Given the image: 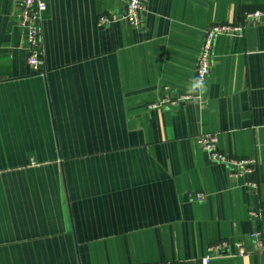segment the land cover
Returning <instances> with one entry per match:
<instances>
[{
  "label": "crops",
  "instance_id": "crops-1",
  "mask_svg": "<svg viewBox=\"0 0 264 264\" xmlns=\"http://www.w3.org/2000/svg\"><path fill=\"white\" fill-rule=\"evenodd\" d=\"M143 3L133 26L98 19L126 0H46L37 72L19 0H0V264L200 259L222 239L230 251L209 264H264L234 245L264 237V21L217 34L194 85L208 25L264 0ZM201 133L255 171L211 161Z\"/></svg>",
  "mask_w": 264,
  "mask_h": 264
},
{
  "label": "built area",
  "instance_id": "built-area-1",
  "mask_svg": "<svg viewBox=\"0 0 264 264\" xmlns=\"http://www.w3.org/2000/svg\"><path fill=\"white\" fill-rule=\"evenodd\" d=\"M19 24L21 25L27 42V63L31 70L41 72L42 59L40 57V28L43 20L44 11L47 8L46 0H19ZM144 10L143 0H126L125 7L120 12L109 11L98 16L101 22L122 19L133 26H139L141 23V12ZM264 21V8L256 7L246 10L242 13L238 21L215 22L208 25L204 31L203 41L200 47L198 59L195 65L194 85L198 91L202 90L208 77L211 61L213 58V46L215 36L219 33L238 36L242 34L243 29L251 24ZM166 88V87H165ZM189 94L182 93L177 98L171 99L168 95L163 96L158 103H152V106H162L177 104L180 100L190 98ZM217 133H201L197 135V141L201 147L207 151L211 161L226 165L232 174H252L255 171L256 160L252 157H234L221 151L217 146ZM248 184L255 186L254 181ZM201 193L197 192L198 198ZM251 214L257 217L256 211ZM251 239L256 246L248 249L247 245L241 241H235L237 254L242 255L248 251H257L264 255V237L259 230L250 233ZM230 243L225 240H219L207 247L206 253L200 259L190 258L188 260L178 259L165 262L154 263H136V264H209L215 255L228 253Z\"/></svg>",
  "mask_w": 264,
  "mask_h": 264
}]
</instances>
